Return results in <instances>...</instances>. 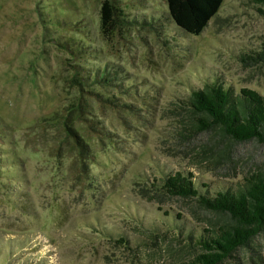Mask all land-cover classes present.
Returning a JSON list of instances; mask_svg holds the SVG:
<instances>
[{"label":"rangeland","instance_id":"1","mask_svg":"<svg viewBox=\"0 0 264 264\" xmlns=\"http://www.w3.org/2000/svg\"><path fill=\"white\" fill-rule=\"evenodd\" d=\"M100 1L0 0V264H186L194 250L179 230L220 216L158 180L189 170L213 193L264 159L248 144L222 158L176 107L215 77L264 93L254 3L222 0L192 35L165 18V0H120L128 22L115 44L100 33ZM75 45L91 52L90 73L112 79L84 107L92 130L73 111L86 95L71 76ZM219 264H264V234Z\"/></svg>","mask_w":264,"mask_h":264},{"label":"trees","instance_id":"2","mask_svg":"<svg viewBox=\"0 0 264 264\" xmlns=\"http://www.w3.org/2000/svg\"><path fill=\"white\" fill-rule=\"evenodd\" d=\"M165 1V18L179 31L192 35L201 32L222 2ZM250 1L264 15V0ZM120 3V0H101L99 6L100 33L115 44L121 43L128 22L123 17ZM67 50L76 60L73 64L72 80L78 85L80 93L86 94L79 96L73 111L79 120L87 123L83 127L92 130L97 126L82 113L85 112V106L92 107L94 98L101 99L103 94L99 89H108L106 85L112 81L107 77L110 72L106 69L93 74L88 71L85 63L91 52L87 47L75 45ZM247 57L249 55L240 59L243 61ZM104 97L107 103L117 105L110 101L112 96ZM95 103L98 104L96 101ZM180 103L176 107L189 114L187 119L191 129L207 134L213 144L221 143L222 158H227L231 148L237 145L248 144L256 150L264 148V93L251 87L235 89L215 77L202 86L193 87ZM181 127L184 130L190 129L187 125ZM240 170L237 172L241 174L239 180L228 182L227 187L213 193L201 192L206 184L196 185L195 176L189 170L173 171L158 180L167 196L188 199L200 211L220 216V220H208L207 225L182 228L184 233L179 230V234L187 241L185 245L194 250L186 264H219L225 259H235L239 249L248 247L255 237L264 234V159L252 160L244 172ZM176 216L175 218L180 219L178 214Z\"/></svg>","mask_w":264,"mask_h":264}]
</instances>
